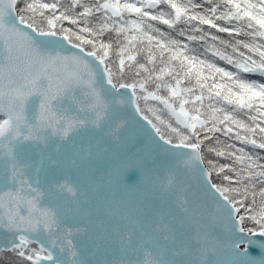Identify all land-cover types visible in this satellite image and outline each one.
I'll return each mask as SVG.
<instances>
[{
    "label": "snow or ice",
    "instance_id": "snow-or-ice-1",
    "mask_svg": "<svg viewBox=\"0 0 264 264\" xmlns=\"http://www.w3.org/2000/svg\"><path fill=\"white\" fill-rule=\"evenodd\" d=\"M6 254L264 264V0H0Z\"/></svg>",
    "mask_w": 264,
    "mask_h": 264
},
{
    "label": "trees",
    "instance_id": "trees-1",
    "mask_svg": "<svg viewBox=\"0 0 264 264\" xmlns=\"http://www.w3.org/2000/svg\"><path fill=\"white\" fill-rule=\"evenodd\" d=\"M221 35H223V34H221ZM225 38H227V37L225 36ZM10 261H11L10 254H6L3 258V260H0V264H10Z\"/></svg>",
    "mask_w": 264,
    "mask_h": 264
}]
</instances>
